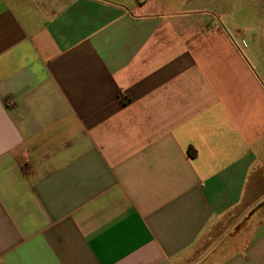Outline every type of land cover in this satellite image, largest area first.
Masks as SVG:
<instances>
[{
  "label": "crops",
  "instance_id": "1",
  "mask_svg": "<svg viewBox=\"0 0 264 264\" xmlns=\"http://www.w3.org/2000/svg\"><path fill=\"white\" fill-rule=\"evenodd\" d=\"M249 1L0 0V264H264Z\"/></svg>",
  "mask_w": 264,
  "mask_h": 264
},
{
  "label": "rangeland",
  "instance_id": "2",
  "mask_svg": "<svg viewBox=\"0 0 264 264\" xmlns=\"http://www.w3.org/2000/svg\"><path fill=\"white\" fill-rule=\"evenodd\" d=\"M254 2H255L254 0H250V1H249L250 4H252V3H254ZM235 15H236V14H235ZM250 19H251V17H250ZM260 31L263 33V32H264V28H260ZM251 62H252V61H251Z\"/></svg>",
  "mask_w": 264,
  "mask_h": 264
},
{
  "label": "built area",
  "instance_id": "3",
  "mask_svg": "<svg viewBox=\"0 0 264 264\" xmlns=\"http://www.w3.org/2000/svg\"><path fill=\"white\" fill-rule=\"evenodd\" d=\"M7 103H8L9 105H12V104H13V99H9V100L7 101Z\"/></svg>",
  "mask_w": 264,
  "mask_h": 264
}]
</instances>
